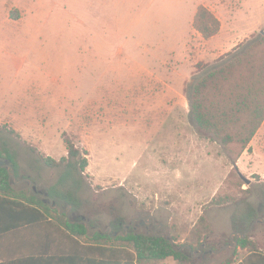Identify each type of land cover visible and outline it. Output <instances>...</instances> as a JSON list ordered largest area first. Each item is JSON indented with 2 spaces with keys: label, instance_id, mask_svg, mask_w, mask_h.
I'll return each instance as SVG.
<instances>
[{
  "label": "rangeland",
  "instance_id": "374dc122",
  "mask_svg": "<svg viewBox=\"0 0 264 264\" xmlns=\"http://www.w3.org/2000/svg\"><path fill=\"white\" fill-rule=\"evenodd\" d=\"M201 5L219 19L246 7L244 0H0V151L16 154L18 181L29 178L46 194L63 167L44 159L67 157L68 140L88 150L89 166L85 207H67L63 220L107 234L117 218L123 227L112 239L165 234L189 264H236L251 250L231 247L242 190L251 188L248 201L261 209L248 235L264 253V128L250 150L225 149L192 126L184 90L260 30L224 28L211 43L193 26ZM242 157L238 169L249 184L234 170ZM174 170L192 177L175 179ZM107 246L132 250L120 241Z\"/></svg>",
  "mask_w": 264,
  "mask_h": 264
},
{
  "label": "trees",
  "instance_id": "16d2710c",
  "mask_svg": "<svg viewBox=\"0 0 264 264\" xmlns=\"http://www.w3.org/2000/svg\"><path fill=\"white\" fill-rule=\"evenodd\" d=\"M194 28L209 40L221 31V21L206 6H199L194 17ZM242 48V49H241ZM189 102V117L198 134L229 149L232 145L242 154L250 150L249 145L264 124V33L252 38L238 50L221 58L219 64L197 76L184 90ZM68 155L60 161L45 158L50 167H63L58 182L45 193L55 206L73 211L85 207L81 197L85 185V172L89 166V152L68 140ZM9 161L14 171L19 168L17 157L8 147L0 151V161ZM234 170L239 172L236 160ZM246 196L238 200L240 211L232 218V228L237 234L250 231L260 220V207L248 201L251 188L242 190ZM218 197L213 203L222 204ZM53 210L41 197L26 193L13 185L8 170L0 168V236L11 231L35 229L38 235L51 242L28 257L6 260L0 264H136L137 262L163 261L173 257L179 264H189L190 255L157 234L130 231L128 236L112 239L120 233L123 225L115 219L109 227L114 232H100L89 236L83 223H72ZM56 219L57 221H55ZM92 228H97L90 224ZM255 226L254 229H256ZM117 236V235H116ZM81 239L86 240L82 242ZM122 242L126 247L107 246V242ZM238 249L249 253L236 264H264V253L255 249L250 236L236 239ZM226 264H233L227 261Z\"/></svg>",
  "mask_w": 264,
  "mask_h": 264
},
{
  "label": "crops",
  "instance_id": "0c3cea01",
  "mask_svg": "<svg viewBox=\"0 0 264 264\" xmlns=\"http://www.w3.org/2000/svg\"><path fill=\"white\" fill-rule=\"evenodd\" d=\"M244 2L246 3V7L243 12L230 14L231 10L227 8L230 10L227 12V15L229 16L224 19H219L221 21V31H223L224 28H228L231 29L229 31L230 34L236 35H253L259 32V30L260 33H264V31H261V29L264 28V0H244ZM223 12L226 14L225 10H223ZM217 37L218 35L211 38V43H213ZM263 128L264 124L258 131L252 143L255 141L256 137L260 135ZM243 157L237 164L239 169H241V163L244 159ZM165 172L167 171L165 170ZM189 174L190 173L184 172L182 170H174L172 172V175L175 177V179H178V177L180 179H187ZM189 176L192 177V175ZM50 244L51 242L48 244L46 238L44 236L38 235L35 229L27 228L20 231L8 232L5 235L0 236V263L6 260L28 257L34 252H37L39 249L47 248V246Z\"/></svg>",
  "mask_w": 264,
  "mask_h": 264
},
{
  "label": "water",
  "instance_id": "95a60500",
  "mask_svg": "<svg viewBox=\"0 0 264 264\" xmlns=\"http://www.w3.org/2000/svg\"><path fill=\"white\" fill-rule=\"evenodd\" d=\"M0 168H5V169L8 170V173H9L10 177L14 180V183H15V184H19V183H23V182H28V183H29V187L33 190L34 195L42 197L43 200H44V202L47 203V204H49L50 207H51L53 210H58L60 213H63L62 208H61V207H58V206H55L54 203H53V201H52V199L48 196V194H43V193H41V192H38L37 188H36L35 186H33V182H32L31 179L28 178V179H24V180L18 181V180H17V177H16L15 174H14L13 166H12V164H11L9 161L1 160V161H0ZM243 179L246 180V182H247L248 184L250 183L249 180H247L246 178H243ZM68 207H69L71 210L73 209V207H72L71 205L68 206ZM151 219L153 220V222H154L159 228H162L163 225H162L161 223H156V217H155V216H151ZM72 223H73V222H72ZM82 223L86 225V227H87V229H88V234H89L91 231H90V229H89V224H88V222H87V221H84V222H82ZM133 223H134V221H133L130 225H133ZM255 223H256V222H255ZM255 223L253 224V226L255 225ZM128 226H129V224H128ZM108 229H109L108 232H109V231H112V228H111V227H109ZM252 230H253V227L251 228L250 231L246 232L245 234H237V233H233V234L231 235V237H232V240H233V242L235 243V245H234V246H231V247H237V246H238L237 241H235V240L233 239L234 236H240L242 239H246L247 235H248ZM95 232H100V233H102V234H105V233H106L101 227L96 228V229H95ZM117 236H118V235H117ZM162 237L165 238V234H162ZM170 242H171V244L174 246V242H173L172 240H170ZM215 253H218V252H215Z\"/></svg>",
  "mask_w": 264,
  "mask_h": 264
},
{
  "label": "flooded vegetation",
  "instance_id": "af4514ba",
  "mask_svg": "<svg viewBox=\"0 0 264 264\" xmlns=\"http://www.w3.org/2000/svg\"><path fill=\"white\" fill-rule=\"evenodd\" d=\"M156 223H157V222H156ZM133 224H134V223H133ZM140 224L143 225L142 221H140ZM131 226H132V225H130V224H129V226H128V224H126L124 228H125V229H129ZM108 228H109V227H108ZM111 228H112V227H111ZM157 228L159 229V227H157ZM113 232H114V229L112 228V231H109V233L112 234ZM116 235H120V233H117Z\"/></svg>",
  "mask_w": 264,
  "mask_h": 264
}]
</instances>
